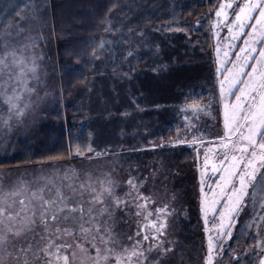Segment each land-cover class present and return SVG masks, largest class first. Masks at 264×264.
<instances>
[{"label": "trees", "instance_id": "obj_1", "mask_svg": "<svg viewBox=\"0 0 264 264\" xmlns=\"http://www.w3.org/2000/svg\"><path fill=\"white\" fill-rule=\"evenodd\" d=\"M214 2L0 0V33L22 13L40 11L46 16L55 51L62 116L61 120L53 119L34 144L21 143L17 153L0 159V168L122 153L128 147H148L155 141L163 142L161 151L169 152L171 159L167 158L172 163L182 165L196 159L201 164L197 145L181 118L186 107L209 100L213 92L208 10ZM128 51H132L129 62L117 66ZM93 139L117 149L104 147L76 154L78 148L83 152L92 147ZM196 173L200 176L199 165L189 176L195 184ZM191 186L189 182V189ZM193 199L187 194L183 199L187 210L183 231L191 247L202 250L207 247L205 222ZM244 216L240 213L233 223L231 239L220 241V257L231 258L252 246L257 228L246 233L244 245L235 244L236 229Z\"/></svg>", "mask_w": 264, "mask_h": 264}, {"label": "snow or ice", "instance_id": "obj_2", "mask_svg": "<svg viewBox=\"0 0 264 264\" xmlns=\"http://www.w3.org/2000/svg\"><path fill=\"white\" fill-rule=\"evenodd\" d=\"M232 13L235 18L229 22ZM215 17L217 19L213 23V28H218L221 23H227L231 39H244V46L236 53V60L229 61L232 67L227 72L223 69L229 52L225 51L221 58L219 46L216 49L218 58L216 72L224 134L215 138L212 147L205 148L203 165L200 168V211L207 234L203 264H216V257L221 254L217 251L222 248L220 241L226 237L231 239L233 214L239 211L246 198L251 195L255 201L259 194L261 207L264 208V48L256 47L257 42L264 45V0H244L243 4H236L235 7L233 0H221L215 9ZM21 19L27 17L21 14ZM253 20L255 23H250ZM199 23L198 20L197 24ZM246 25L251 27V31L244 37L241 33L246 31ZM17 28V34L26 30L19 27V24ZM9 35L7 31L3 33L4 48L7 50L0 54V75L8 74V81H0V88H4L0 95L8 105V120L13 114L22 117L28 109L29 103L23 101V94L25 91L34 90L28 87L27 73H35L37 67L34 60L29 63L15 47L9 48L7 39ZM216 35L219 36V32H216ZM100 47L103 48V42ZM231 47L229 44V48ZM95 51L93 49V55ZM257 52L258 55H254ZM128 55L132 53L129 52ZM253 60L255 63L250 62ZM9 82L16 85L12 88L11 94L6 87ZM208 107V104L193 102L191 111L195 116ZM188 110L187 107L184 109ZM185 119L188 120L189 117L185 116ZM8 120H5V124ZM188 129L195 131V125L190 122ZM192 143L203 146V141L196 136H193ZM88 150L93 149L89 146ZM77 152L80 155L84 154L79 148ZM209 172L219 177L215 180L214 186L206 180V174ZM96 183L99 187L94 186L91 180L87 185H81L82 188L91 189V202L87 213L83 203H74L65 195L62 188H57L54 196H48L46 192L49 190L46 187L30 190L26 184H21L18 188L4 191L0 185V264H40L42 256L44 264H71L67 250L72 245H59L49 237L42 247L38 246L40 241H36L33 227L37 217L45 226L50 223L56 224L55 231L66 234L75 235V226L78 225L79 234L85 237L86 243L87 235L95 232L91 244L95 249V255L89 257L92 264H149L147 253L153 250L160 256L155 264H165L168 254L174 250L168 247L169 242L166 239L171 227L169 218L175 211L171 205L163 202L156 207L158 201L155 197L146 195L140 189L139 182L130 177L127 181L130 192L126 195L135 192L132 203L136 207V215L142 217L144 223L142 231L138 226L135 245L127 247L118 241L111 212L113 205L119 210L121 204L127 208L128 202L114 195L116 185L110 174L108 178L98 180ZM24 192L30 194L25 196ZM219 205H223V208L221 209ZM217 212L220 213V223L216 225L217 231L214 236L208 225ZM85 215L88 216V220H85ZM97 215L101 218L109 216L111 222L102 225L97 222ZM260 220L264 221V215ZM70 221L73 222L71 231L68 227L62 226ZM257 227L259 231L264 224H258ZM30 232L33 233L31 239L28 235ZM143 241L149 242L147 249L142 248ZM259 246L264 249V240L259 242ZM77 247L87 251L83 244H77ZM259 264H264V255L259 257Z\"/></svg>", "mask_w": 264, "mask_h": 264}, {"label": "rangeland", "instance_id": "obj_3", "mask_svg": "<svg viewBox=\"0 0 264 264\" xmlns=\"http://www.w3.org/2000/svg\"><path fill=\"white\" fill-rule=\"evenodd\" d=\"M220 2L221 0H215L212 7L208 10V14L210 13L208 25L210 47L208 51L212 58L215 83L212 89L213 92L211 94L209 92L210 99L200 104H208L209 107L195 114V116L191 111V107H189V110L182 114L183 119L181 118V124H185V130L188 129L190 122L195 125V131H190V136H196L199 140L204 141L203 146H194L195 150L197 149L199 151L201 164H198L195 158V162H192V160L190 162L186 161L182 165L172 163L169 152L161 151L164 149L162 147L163 142L160 143L158 141H155L154 145H147L148 147L143 144L135 148L128 147L122 153L82 157L72 156L65 159L38 162L48 164L47 169L55 173V177L51 179L54 182L51 184V189L46 195L54 196L56 189L62 188L65 195L74 203H83L85 213H87V209L90 206L91 189L82 188L81 185H87L89 180H91L94 186L99 187L96 182L108 178V174H110V178L116 185L114 195L118 196L122 201L127 200L128 202L127 208L121 204L119 210L113 205L111 212V217H114V232L117 235L118 241L127 247L135 245L138 226H140L142 231V224L144 223L143 218L136 215V207L132 203V197L135 195V192H132L131 195H126V193L130 192L127 183L129 178H134L136 182H139L140 189L146 195L155 197L158 201L156 207L159 206V203H169L175 211L169 218L171 227L169 228V235L166 239L169 242L168 247L174 250L168 254L165 259V264H203V256L206 252L205 248L202 250H194L191 247L189 236L183 231L184 221L187 219L186 204H184L183 199L186 197V194L189 196V199H193L191 195L193 194V200L195 202L199 201L196 204L200 208V176L196 173L198 177L196 184L191 182L194 179L192 180L189 176L195 168L198 169V165L200 168L202 167L205 148L212 147L215 143V138L224 134L218 75L216 72V68L218 67L216 49L219 46L221 58H223L225 51L229 52L223 69L227 72L232 67L229 61H235L236 53L240 52V48L244 46V39H231L227 23H221L218 28H213V23L217 19L215 17V9ZM243 3L244 0H233L234 7L236 4ZM31 13L34 14L31 15ZM31 13H22L27 19L22 20L20 15L18 19L11 20L0 33V54H3L7 50L4 48L3 38V33L7 31L10 33L7 37L9 48L15 47L16 51L24 55L29 63H32L34 60L37 66L35 73H27L28 87L34 91H25L23 94V101L28 102L29 107L22 117H17L13 114L12 118L8 120V105L3 96L0 95V159L17 153L21 143L31 146L34 144V141L42 137V131L51 125L53 119H57L58 117H60V120L62 119V116L59 115L61 113V97L55 65V51L49 31L48 20L40 11ZM234 18V13H232L229 17V22ZM250 23L254 24L255 21L253 20ZM17 24L26 30L17 34ZM249 31H251V27L246 25V31L241 33V36L246 37ZM216 32H219V36L216 35ZM229 44L232 45L231 48H229ZM256 47L264 48V45L257 42ZM129 52L132 53V51H128L117 62V66L118 64L121 65L129 62L127 58ZM254 55H258V52L254 53ZM250 62L255 63L254 60ZM250 70L248 69V71ZM14 71H18V69H14ZM219 78L222 79L223 77ZM0 81H8V74L0 75ZM15 86L14 82H9L6 85L9 94H11L12 88ZM2 91H4V88H0V92ZM232 99H235V97H232ZM21 106H23V103H21ZM185 116H188L189 119L186 120ZM5 120H8L7 124H5ZM104 147L117 149L115 146H111V144L104 145L94 140V145L91 147L93 150L83 149V153L101 151ZM80 150L82 151V149ZM75 152L78 154L77 150ZM217 179L219 177L210 172L206 174V180L212 183L213 186ZM189 182L192 184L190 189ZM173 196H175L174 200ZM246 200L241 205L239 211L233 214L232 219L233 225V223L238 221L240 213L245 214L236 229L235 244L238 245H244L245 241H247L246 233L253 232L256 228L258 229V224H264V221L260 220V217L264 215V208L261 207L259 194H257L255 201L251 195ZM219 207L222 209L223 205H219ZM98 211L99 208H97ZM219 217L220 213H215V218L211 219L208 225L214 236L217 231L216 225L220 223ZM85 220H88L87 215H85ZM96 220L102 225L111 222L109 216L101 218L97 215ZM62 226L68 227L71 231L73 222L70 221ZM85 226L87 227L88 225L86 224ZM33 227L35 229V239L36 241H40L39 247H42L43 243L51 237L59 245H72L67 250L71 258V264H92L89 257L95 255V249L91 247L93 242L92 237L96 235L95 232L87 235L86 243L85 237L79 234L78 225L75 226V235L56 232L57 225L51 223L47 226L40 223ZM28 235L29 239H31L33 233L30 232ZM41 237H43V241H41ZM129 237L132 239H129ZM253 237L254 242L251 244L252 246H250L249 250L242 253H235L228 259L218 255L216 257V264H235V262H239L240 264H259V257L264 255V249H261L259 246V242L264 240V227H260L259 231L253 234ZM203 239L204 241L206 239L207 242L206 233ZM226 239L227 237L221 242H225ZM173 241L175 242L174 244L171 243ZM77 244H83L87 251H82L81 248L77 247ZM148 247L149 242L143 241L142 248L147 249ZM72 253H75V255L73 256ZM147 255L149 256V264H155L160 259V256L154 250L147 253ZM40 264H44L43 256L40 258Z\"/></svg>", "mask_w": 264, "mask_h": 264}, {"label": "crops", "instance_id": "obj_4", "mask_svg": "<svg viewBox=\"0 0 264 264\" xmlns=\"http://www.w3.org/2000/svg\"><path fill=\"white\" fill-rule=\"evenodd\" d=\"M47 167L48 164L46 163H33L23 166L2 168L0 169V185L3 186L4 191L18 188L21 184H26L30 190L46 187L50 191L51 184L54 182L51 181V179L55 177V173L48 170ZM48 192H46V194ZM23 194L27 196L30 192H24ZM17 208H19L18 204ZM36 219L37 222L34 226L40 224L39 217Z\"/></svg>", "mask_w": 264, "mask_h": 264}]
</instances>
